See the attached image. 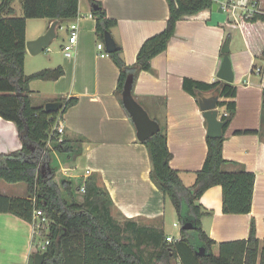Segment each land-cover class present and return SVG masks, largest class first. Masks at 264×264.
Returning a JSON list of instances; mask_svg holds the SVG:
<instances>
[{
	"label": "crops",
	"instance_id": "0c3cea01",
	"mask_svg": "<svg viewBox=\"0 0 264 264\" xmlns=\"http://www.w3.org/2000/svg\"><path fill=\"white\" fill-rule=\"evenodd\" d=\"M97 1L108 17L117 20L111 35L121 45L122 56L130 65L136 62L144 41L166 27L170 15L167 0ZM214 3L218 4L217 10H205L178 21L167 49L152 59V69L138 74L134 97L160 127L167 124L168 145L173 154L170 165L180 171L185 185H192L208 151L207 120L198 100L184 89L183 81L185 77L207 83L218 79L223 60L221 48L230 35L237 111L225 133L223 154L238 164H228L225 169H244L256 174L253 205L247 214L224 213L222 187L215 185L200 198L202 206L211 211L202 218V224L212 238L225 242L248 238L254 218L257 236L263 240L264 58L258 55L264 48V22H247L245 13H264V0H214ZM227 3L229 6L223 8ZM14 8L15 16H21L22 7ZM93 9L90 0H79L78 16L63 22L57 20V36L44 53L31 54L26 47V74L57 67L64 70L57 80L38 79L30 83L32 104L45 107L50 101L76 97L77 103L63 115L64 136L80 145L81 152L68 157L59 171L66 177L81 178L90 169V176L109 192L114 203L112 211L121 220L162 227L166 236L179 237L180 231L178 235L166 232L170 202L151 179L149 151L138 139L136 127L116 94L120 70L110 55H102L103 51L97 47L98 42L105 45V40L97 35ZM53 21L28 18L27 41L46 33ZM73 21L79 24V36L74 55L67 57L63 47ZM104 50L107 52L106 45ZM218 112L219 116V108ZM240 130L257 133L237 134ZM21 147L16 125L0 116V153ZM1 180L0 195H28L26 183L9 184ZM170 214L173 225L177 222L174 226L181 229L175 208ZM35 247L32 223L13 213L0 212V264H31ZM214 250H218L217 245Z\"/></svg>",
	"mask_w": 264,
	"mask_h": 264
},
{
	"label": "trees",
	"instance_id": "16d2710c",
	"mask_svg": "<svg viewBox=\"0 0 264 264\" xmlns=\"http://www.w3.org/2000/svg\"><path fill=\"white\" fill-rule=\"evenodd\" d=\"M15 1L0 2V116L16 125L22 147L0 153V179L9 183H26L28 195H0V212L13 213L31 222L34 210L39 208L49 217L45 234V241L49 243L43 251L34 248L30 263L34 264L35 254L42 252L45 255L43 264H173L175 260H180L182 264H264V239L257 236L254 218L248 238L225 242L212 238L202 224V218L211 211L199 201L204 192L215 185L222 187L224 213L247 214L252 211L256 174L244 169L226 170V165L238 163L226 159L223 154L225 133L237 111V85L220 78L211 83L184 78V89L197 100L198 90L209 92L222 85L218 108L220 119L226 122L222 136L207 137V155L203 167L196 171L192 185H185L180 171L170 165L173 154L168 145L166 123L161 124L160 130L153 136L141 141L149 151L151 179L177 212L181 222L180 238L170 242L162 227L139 225L133 221H127L123 227L112 216L114 203L109 192L97 184L95 177L64 176L60 181L56 180L58 168L53 152L70 158L78 155L81 147L66 136L58 142L60 134L52 130L54 120L58 114L64 115L78 99L64 98L65 105L49 113L44 106L32 104L30 83L38 79L57 80L64 75L63 68L42 69L32 74L25 72L27 19L48 18L61 22L74 19L79 14V0H19L23 11L21 16H15ZM90 1L99 6L93 9L92 15L96 19L99 39L105 40V34L111 33L117 20L108 17L101 2ZM167 1L170 15L166 27L144 41L134 64L125 62L122 47L117 42L118 49L109 53L120 70L116 94L121 102L128 75L134 76V95L138 74L152 69V59L167 49L178 21L212 9L214 4V0ZM246 20L264 22V13H254ZM226 41H230L229 34ZM259 52L258 56L264 58V48ZM262 123L264 126V104ZM236 133H257V130ZM49 140L53 148H47ZM83 183L86 191L80 201L78 193ZM188 222L192 228H183ZM190 230L197 232L198 243L191 240ZM216 245L217 251L214 250ZM200 247L204 248V253L199 252Z\"/></svg>",
	"mask_w": 264,
	"mask_h": 264
},
{
	"label": "water",
	"instance_id": "95a60500",
	"mask_svg": "<svg viewBox=\"0 0 264 264\" xmlns=\"http://www.w3.org/2000/svg\"><path fill=\"white\" fill-rule=\"evenodd\" d=\"M98 5H94V9H98ZM218 4L214 3L212 9L217 10ZM223 9L221 8L220 11ZM58 21L54 20L49 29L38 38L26 42V47L31 54H39L50 46L53 39L56 38V26ZM105 45L107 52L111 53L118 49L114 38L110 32L105 34ZM224 54L222 64L218 73V77L224 82H233L234 73L232 70V63L230 59V43L226 41L221 48ZM134 76L129 74L122 91V102L125 109L128 111L137 130V137L140 141L153 136L160 130V124L157 120L152 118L148 111L140 104L132 93ZM198 102L201 110L204 112V117L207 120V137H220L224 134L225 121L221 120L218 116V102L222 93V85L216 89L204 92L197 91ZM65 105L64 101H50L46 103L45 109L47 112L52 113L60 110ZM185 229L192 228L191 223H186L182 226ZM204 248L200 247L199 252L204 253ZM45 255L38 252L34 256V264H43Z\"/></svg>",
	"mask_w": 264,
	"mask_h": 264
},
{
	"label": "built area",
	"instance_id": "2783aa9c",
	"mask_svg": "<svg viewBox=\"0 0 264 264\" xmlns=\"http://www.w3.org/2000/svg\"><path fill=\"white\" fill-rule=\"evenodd\" d=\"M227 6H229L228 3L224 4L223 8H227ZM253 14H254V11H249V12L247 11L245 13V17L246 18L251 17ZM78 36H79V24L77 21H73L69 25L68 40L63 47V52H64L65 56L72 57L74 55L76 45L78 42ZM97 47H98V49L103 51L102 55H109V52H106L104 50L105 45L103 42H98ZM225 114H227V113H225ZM52 130L57 131L60 134L57 140H58V142H61L63 140V136H64V132H65V125H64L62 114H58L56 116ZM47 148H53V143L51 140H49L47 142ZM54 153H55V151H54ZM90 174H91V170L87 169L85 175L83 176L84 179H86L88 176H90ZM85 191H86V186H85V183H83V185L81 187V192H85ZM31 223H32V226L34 229V238H35V242H36V247L43 251L46 249L49 241L48 240L43 241L42 239H39V237L41 238V235H42V232L44 231V229H48L50 219L42 209L36 208L34 210V215H33V219L31 221ZM174 225L177 226L178 223H174ZM180 236L174 237V236L169 235V236H167V240L171 242V241H174L175 239H179ZM36 238H38V239H36Z\"/></svg>",
	"mask_w": 264,
	"mask_h": 264
},
{
	"label": "rangeland",
	"instance_id": "374dc122",
	"mask_svg": "<svg viewBox=\"0 0 264 264\" xmlns=\"http://www.w3.org/2000/svg\"><path fill=\"white\" fill-rule=\"evenodd\" d=\"M14 6L17 8V9H20L21 8V4H20V1L19 0H17V2H15V4H14ZM236 34H238L239 33V31L238 30H235L234 31ZM51 46V45H50ZM47 50V49H46ZM45 50V51H46ZM44 53V52H43ZM36 104V103H35ZM55 153H57V154H55ZM55 153L53 152V157H54V163H56L57 164V173H56V180L57 181H60V179L62 178V177H64V176H66L65 174H63V172L62 171H59V167H61L60 166V164H62V163H64L65 162V160H67V158H68V156H61L60 155V153H58V152H56L55 151ZM66 166V165H65ZM59 171V172H58ZM68 173H70V171L68 170ZM1 180V179H0ZM1 181H3V180H1ZM5 181V180H4ZM6 183H9V182H6ZM10 184V183H9ZM12 187H14V186H12ZM84 194H83V192H79L78 193V198H79V200L80 201H82L83 200V198H84V196H83ZM169 200V199H168ZM169 202H170V204H169V208H168V213H167V219H166V232H169V233H171V234H173V235H178V232L180 231L179 229H180V227H175L174 225H173V222H174V218H173V216L170 214L172 211H174V206H173V204H172V202L169 200ZM112 216L114 217V219L116 220V221H118L123 227H125V221L124 220H121V218L119 217V214H117V213H115V212H113L112 211ZM177 223V222H176ZM47 231H48V229H44V231L42 232V235H41V238L39 237V239H42L43 241L46 239V233H47ZM190 238H191V240L194 242V243H198V241H199V238H198V235H197V232L195 231V230H190ZM36 239H38V238H36ZM173 264H182L181 263V261L180 260H175L174 262H173Z\"/></svg>",
	"mask_w": 264,
	"mask_h": 264
}]
</instances>
